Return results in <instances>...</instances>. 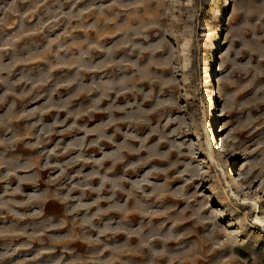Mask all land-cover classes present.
Returning a JSON list of instances; mask_svg holds the SVG:
<instances>
[{"label":"rangeland","instance_id":"obj_1","mask_svg":"<svg viewBox=\"0 0 264 264\" xmlns=\"http://www.w3.org/2000/svg\"><path fill=\"white\" fill-rule=\"evenodd\" d=\"M255 204L264 0H0V264H264Z\"/></svg>","mask_w":264,"mask_h":264},{"label":"bare ground","instance_id":"obj_2","mask_svg":"<svg viewBox=\"0 0 264 264\" xmlns=\"http://www.w3.org/2000/svg\"><path fill=\"white\" fill-rule=\"evenodd\" d=\"M154 161H157V160H154ZM128 172H130V171H128ZM254 215H255V222L260 223V224H264V221L259 217V207L257 206V204H255Z\"/></svg>","mask_w":264,"mask_h":264}]
</instances>
